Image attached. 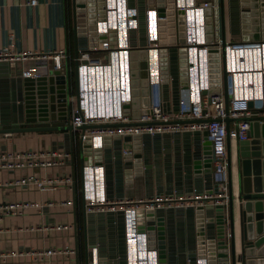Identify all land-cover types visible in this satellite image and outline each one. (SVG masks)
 I'll use <instances>...</instances> for the list:
<instances>
[{
    "label": "crops",
    "instance_id": "0c3cea01",
    "mask_svg": "<svg viewBox=\"0 0 264 264\" xmlns=\"http://www.w3.org/2000/svg\"><path fill=\"white\" fill-rule=\"evenodd\" d=\"M87 3L88 0H86ZM95 0L87 5V19L94 17L102 4ZM132 3L137 0H130ZM241 0H225L227 7L239 15L236 23L226 25L227 37L242 38ZM92 12V17L89 13ZM247 22H250L247 20ZM250 26V25H249ZM230 30V34L228 32ZM250 30V27H247ZM263 31V29H262ZM114 37V34H113ZM262 38V36H260ZM131 40L144 44L146 34L141 32ZM89 34H78L75 27L73 0H0V49L13 52H27L20 57L0 59V114H20L21 108L11 105L10 94L18 92L19 76L22 70L28 73L44 72L47 66L65 69L69 66V89L71 100L76 99L77 59L81 49H90L92 54L106 57V49H94ZM64 48L67 55L55 57L53 53ZM178 53L169 48L168 68L170 75L162 84V94L166 107H177L180 82L177 77ZM176 70V74H175ZM172 74L175 76L172 77ZM177 77V78H176ZM17 105L19 98L13 99ZM12 101V99H11ZM74 102V101H73ZM8 104V105H7ZM129 120L134 119L132 107L126 109ZM37 117V116H36ZM37 119V118H36ZM126 120V121H129ZM262 121V120H260ZM231 122V121H230ZM89 131V128H87ZM105 135L103 145L95 147L92 136L86 131L81 136L64 128L42 130L1 131L0 148L3 149H49L61 148L70 152L64 162L55 165L0 168V202L28 200L39 202L23 210L13 211L0 217V251L20 250L22 253L0 259V264H87L92 247L97 246L102 264H125L124 211L119 203L115 208L88 210L83 190L84 166L87 163L103 164L107 195L111 199L151 197L163 195L166 200L161 205L168 222L166 239L168 244L167 264H196L198 258L207 255L195 254L196 230L195 205L184 198V204H176V197L216 189L213 172L196 176L193 171V157L201 150L203 130L185 129L176 132H161L154 138L143 136V144L134 135ZM231 138L233 158L239 139ZM140 147L139 154H127L124 148ZM126 153V154H125ZM143 160L144 172L137 173L134 163ZM131 165L132 167H130ZM123 167L128 171L126 174ZM236 175V162H233ZM35 173L39 177L74 175L75 180H62L40 187L35 182L18 183L16 178ZM67 200H72L70 203ZM50 201H54L50 203ZM65 201V202H63ZM172 202L171 204H168ZM122 204V203H121ZM148 215L143 224H148ZM66 245L74 251L36 255L32 250ZM90 256V257H89ZM238 264H242L239 260Z\"/></svg>",
    "mask_w": 264,
    "mask_h": 264
},
{
    "label": "built area",
    "instance_id": "2783aa9c",
    "mask_svg": "<svg viewBox=\"0 0 264 264\" xmlns=\"http://www.w3.org/2000/svg\"><path fill=\"white\" fill-rule=\"evenodd\" d=\"M34 4L37 0H29ZM146 40L144 44L132 43L131 33L136 38L140 34V8L138 2L130 0H104L105 13L97 19L98 42L94 49H106V57L92 54L90 49H81L77 59V92L76 99L70 107V121L77 133V126L92 122H119L129 120L125 103L132 100L133 84L131 75L130 49L132 46L147 47V77L150 95L149 112H142L137 119L140 123H112L104 126L89 127L83 134L92 136L94 146H102L105 135L143 134L176 132L185 129H207L213 149L214 191H202L176 197V204H184V198L193 205L200 203H225L229 199L228 183V145L227 137L243 139L249 137L248 131L255 116L264 114V38L232 39L225 36L221 26L219 0H175V9L185 10V41L177 40L174 45L178 53L179 64L181 47L186 49L187 86H179L177 107H166L162 94L164 77L161 68L160 22L161 15L157 5L150 6L145 2ZM211 7V38L207 34L206 8ZM217 8L215 11L214 9ZM177 26V25H176ZM167 25V29H168ZM113 30H115L113 32ZM104 33V35H100ZM177 33V30H176ZM114 34V37H113ZM169 44V43H166ZM171 46V45H170ZM168 47V51H169ZM217 50L219 57V79L221 90L207 94L203 90L211 87L210 52ZM27 52H13L8 48L0 49V59L20 57ZM53 55H67L64 48L56 50ZM179 68V67H178ZM224 69L226 71V90H224ZM176 74V73H175ZM170 75V73H169ZM175 76L172 74L171 78ZM178 80L180 71L177 73ZM176 77V78H177ZM253 104H249V100ZM226 115L233 116L229 127ZM254 116V118H253ZM203 120H184L201 118ZM156 119L161 121L147 122ZM264 120V118H259ZM132 152L133 148H124ZM70 152L61 148L41 149H3L0 148V168L14 169L33 166L55 165L64 162ZM83 190L88 210L115 208L116 203L124 211L125 229V264H160V251L152 245L147 229L138 226L137 210L141 207H160L166 198L159 194L151 197L111 199L106 192L103 164L87 163L84 166ZM62 180H72L69 176L39 177L30 173L16 178L18 183L35 182L40 187L55 184ZM72 200H67L70 203ZM54 201H50L53 203ZM65 202V201H63ZM122 203V204H121ZM169 202L168 204H171ZM39 202L13 200L0 202V217L4 214L23 210ZM74 251L66 245L64 248L48 246L32 250L36 255L54 254L61 251ZM91 257L87 264H102L97 246L92 247ZM22 253L20 250L0 251V259ZM196 264H209L206 258H198Z\"/></svg>",
    "mask_w": 264,
    "mask_h": 264
},
{
    "label": "water",
    "instance_id": "95a60500",
    "mask_svg": "<svg viewBox=\"0 0 264 264\" xmlns=\"http://www.w3.org/2000/svg\"><path fill=\"white\" fill-rule=\"evenodd\" d=\"M90 0H88L89 2ZM99 7L97 14L87 19V5L94 4L95 0L87 3L86 0H73L75 27L78 34H89L90 43L93 44L98 39L97 19L104 16V0ZM100 1V2H101ZM217 1V0H215ZM146 1L138 0L140 8V31L145 35V4ZM150 6L157 5L160 22V42L161 46V68L164 82L168 81L170 70L168 68V47L175 50L178 41H185V10L175 9V0H148ZM241 32L242 38H264V0H241ZM221 26L223 38L226 36L225 23V0H219ZM211 7L206 8L208 15L207 29L208 38H211ZM215 11L217 8L214 9ZM249 20L250 22H247ZM167 25L169 26L167 29ZM177 25V26H176ZM250 25V26H249ZM250 27V30L249 28ZM263 29V31H262ZM177 30V33H176ZM115 30H113L114 32ZM104 35V33H100ZM169 43V44H166ZM171 45V46H170ZM212 86L204 89L207 94L217 93L221 90L220 67L217 50L210 52ZM131 75L134 96L131 101L125 103V109L132 107L133 118L129 121L119 122H92L82 123L77 126L83 138V133L89 127L104 126L112 123H140L143 120L137 119L142 112L151 111L149 85L147 77V47L145 45L132 46L130 49ZM179 82L187 86V63L186 49L181 47L179 58ZM69 66L65 69L56 68L55 65L47 66L44 72L28 73L22 70L19 76L18 92L9 95V107L21 108L19 116L17 111L14 115L0 114L1 131L19 130H42L64 128L70 132L74 131V126L70 121V107L72 100L69 89ZM176 73V70H175ZM224 90L226 99V71L224 69ZM179 93V92H178ZM19 98L16 105L14 98ZM12 99V101H11ZM7 104V105H8ZM253 104V100H249ZM37 116V117H36ZM37 118V119H36ZM233 116L226 115L228 127ZM254 118V116H253ZM264 114L255 116L249 128V137L239 139L236 147V157L233 158L231 138L227 137L228 145V183H229V202L225 203H200L192 207L196 220V239L192 251L197 254L207 255L209 264H264ZM201 118H185L184 120H203ZM161 121L156 119L147 122ZM157 136L158 133H135L134 138L143 144V136ZM203 140L201 150L193 157V171L196 176L212 172L213 168V149L207 129H203ZM119 135L121 134H114ZM129 135L130 134H125ZM151 137H146L151 139ZM99 147V146H95ZM139 144L135 145L132 152L127 154H139ZM125 153V154H126ZM236 162V175L233 169V162ZM144 161L136 160L134 167L137 173L144 172ZM132 167L131 165H129ZM125 174L128 172L123 167ZM93 211V210H92ZM148 215V224H143V217ZM138 226L147 229L152 245H156L160 251V264H167L168 244L166 239V223L168 219L161 207L139 208L137 210Z\"/></svg>",
    "mask_w": 264,
    "mask_h": 264
},
{
    "label": "flooded vegetation",
    "instance_id": "af4514ba",
    "mask_svg": "<svg viewBox=\"0 0 264 264\" xmlns=\"http://www.w3.org/2000/svg\"><path fill=\"white\" fill-rule=\"evenodd\" d=\"M234 7L236 8V6L234 5L233 6V10L229 8V6L227 7V11L225 9V23L226 25L229 23V25H231V22L232 23H236L237 20H239V15H238V12L236 13L234 11Z\"/></svg>",
    "mask_w": 264,
    "mask_h": 264
},
{
    "label": "rangeland",
    "instance_id": "374dc122",
    "mask_svg": "<svg viewBox=\"0 0 264 264\" xmlns=\"http://www.w3.org/2000/svg\"><path fill=\"white\" fill-rule=\"evenodd\" d=\"M138 1V0H137ZM144 1H146V0H144ZM228 32H229V34H230V30H229V28H228ZM233 39V38H232Z\"/></svg>",
    "mask_w": 264,
    "mask_h": 264
}]
</instances>
